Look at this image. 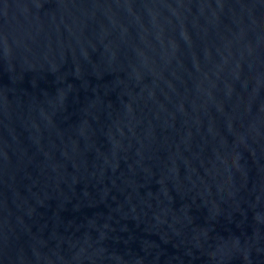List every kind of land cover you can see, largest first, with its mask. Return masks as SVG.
<instances>
[{
    "label": "water",
    "instance_id": "95a60500",
    "mask_svg": "<svg viewBox=\"0 0 264 264\" xmlns=\"http://www.w3.org/2000/svg\"><path fill=\"white\" fill-rule=\"evenodd\" d=\"M0 264H264V0H0Z\"/></svg>",
    "mask_w": 264,
    "mask_h": 264
}]
</instances>
